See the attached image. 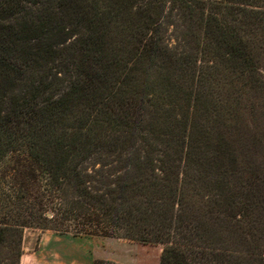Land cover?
<instances>
[{
	"label": "trees",
	"instance_id": "1",
	"mask_svg": "<svg viewBox=\"0 0 264 264\" xmlns=\"http://www.w3.org/2000/svg\"><path fill=\"white\" fill-rule=\"evenodd\" d=\"M263 70L264 0H0V264L27 228L249 264Z\"/></svg>",
	"mask_w": 264,
	"mask_h": 264
},
{
	"label": "rangeland",
	"instance_id": "2",
	"mask_svg": "<svg viewBox=\"0 0 264 264\" xmlns=\"http://www.w3.org/2000/svg\"><path fill=\"white\" fill-rule=\"evenodd\" d=\"M178 25V21L175 25L166 24V43L173 49H179L182 44L184 29ZM260 114L264 117V108ZM95 165L101 167L100 164ZM255 167L258 177L253 179L261 210L257 213L256 222L248 220L243 228L246 237L243 248L249 254L256 252V255H250L253 259L248 260L249 264H264V152ZM246 175L250 176L249 173ZM224 235L227 246L233 249L238 247L234 245L237 242L235 233L227 231ZM162 252L163 246L160 244L27 228L23 236L20 264H96L99 260L119 264H160Z\"/></svg>",
	"mask_w": 264,
	"mask_h": 264
}]
</instances>
